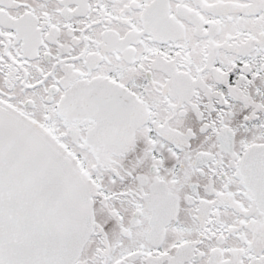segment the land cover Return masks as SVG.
<instances>
[{"label":"snow or ice","instance_id":"obj_1","mask_svg":"<svg viewBox=\"0 0 264 264\" xmlns=\"http://www.w3.org/2000/svg\"><path fill=\"white\" fill-rule=\"evenodd\" d=\"M0 264H264V0H0Z\"/></svg>","mask_w":264,"mask_h":264}]
</instances>
